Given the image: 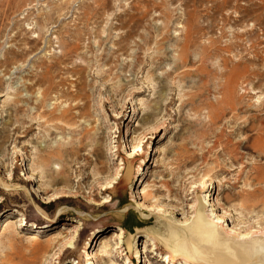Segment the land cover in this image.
I'll use <instances>...</instances> for the list:
<instances>
[{"label":"rangeland","instance_id":"1","mask_svg":"<svg viewBox=\"0 0 264 264\" xmlns=\"http://www.w3.org/2000/svg\"><path fill=\"white\" fill-rule=\"evenodd\" d=\"M147 1H4L0 264H92L96 255L101 264H185L166 243L196 222L200 198L208 223L217 224L208 216L211 198L221 207L212 215L228 212L230 227L263 230L264 212L250 209L264 206L260 1ZM141 13L146 17L135 25L132 17ZM185 44L189 58L180 63ZM204 49L210 51L199 64ZM229 72L231 84L223 77ZM134 143L141 149L125 159ZM114 146L116 153L97 162ZM63 166L60 185L42 194ZM204 177L211 184L202 186ZM161 184L151 188L150 205L162 212L138 209L139 194ZM18 219L25 226L7 237ZM115 235H122L121 247L103 260ZM220 239L189 263L264 264V253L254 259L242 240ZM191 241L204 243L194 230Z\"/></svg>","mask_w":264,"mask_h":264},{"label":"bare ground","instance_id":"2","mask_svg":"<svg viewBox=\"0 0 264 264\" xmlns=\"http://www.w3.org/2000/svg\"><path fill=\"white\" fill-rule=\"evenodd\" d=\"M5 1V0H4ZM4 1H2L1 5H2V9H0V17L4 16L6 11L9 9V6H5L4 4ZM9 1V0H8ZM152 0H148L147 3L151 2ZM228 1L229 0H223L224 4H228ZM260 3L257 4H254V6H256V10H261V13L262 14H259L260 16L262 15L263 16V13H264V0H259ZM11 2V1H10ZM235 2V1H234ZM7 5H8V2H7ZM146 5V4H145ZM20 6V5H19ZM242 7V6H241ZM100 10V9H99ZM241 11V10H240ZM98 12V11H97ZM134 16V15H133ZM146 17L145 13H141V14H138V16H134L132 17V19L136 18L134 23L135 25L138 23V22H141L144 18ZM190 19V18H189ZM130 34V33H129ZM188 35L185 36V39H187ZM210 51V49H204L202 55H201V58L199 59V64H203V62H205V56L208 55V52ZM189 58V51H188V46L187 44H185L184 46H181L180 48V53H179V62H184L186 59ZM136 62H139V58H136ZM47 69V67H46ZM51 69H53V66L51 68H49L48 70H45L46 73H48ZM234 72H229L228 74H224L223 77L225 78L226 80V83H232L233 82V77H234ZM197 81V80H196ZM2 86V83H0V88ZM231 89V88H230ZM226 92L227 93V97H229V95L231 94V90H227ZM80 94V93H79ZM79 98L81 97L80 95H77L76 98ZM231 97V96H230ZM82 98V97H81ZM229 99V98H228ZM137 110V109H136ZM135 110V111H136ZM138 111V110H137ZM119 113V116H123V113L121 112H118ZM137 131V129H134V130H131L132 133H135ZM152 132V131H151ZM86 135L83 136V138L85 137ZM81 138V139H83ZM81 143V140L80 142ZM74 146V145H73ZM79 146V144L76 146V148ZM131 148H133L132 151H129L127 150L126 153H125V156L124 158L125 159H130L132 157H134L136 155V153L141 149L140 146H138V144H133L131 146ZM71 149H72V146H71ZM77 150V149H76ZM75 149H72L71 152L73 151H76ZM110 150V149H109ZM104 151L102 153L101 156H96V159H97V162L101 159H104V158H107L108 154H114L116 153V150L117 148L114 146V148H112V150L110 151ZM60 151V150H59ZM63 153V156L64 157V154H67V151H63L61 150ZM77 153V152H76ZM58 155V153H57ZM59 156V155H58ZM57 157V156H56ZM110 157V156H109ZM151 160V156H150V159L149 161ZM61 161V159H60ZM173 168V167H172ZM106 169V167H105ZM52 170V169H51ZM106 171V170H105ZM122 172V164L121 166L118 168L117 170V173H121ZM173 171H170L168 175H171ZM150 172L147 173V175L149 174ZM9 176H7V178L5 177V180L6 181H12L13 178L11 177V173H8ZM44 174V173H43ZM46 174V173H45ZM54 173L52 172V174H47L48 176L47 177H50L51 175H53ZM61 174H65V166L62 167V169L60 170L59 172V175L60 177L59 178H56L54 180V184L52 186H49L50 188H46L45 190L41 191L42 194H47L50 190H54L56 187L55 186H59L60 184V180L61 179H64L61 177ZM129 174V173H127ZM58 175V176H59ZM57 176V177H58ZM118 176V175H117ZM44 177V176H43ZM56 177V176H55ZM118 178V177H117ZM27 181L31 182V180L27 179ZM62 182V181H61ZM52 183V182H51ZM110 184L107 186L106 183V187L107 189L109 188H112L113 186H111V183L112 181L109 182ZM114 184V181L113 183ZM211 184V180L206 177H204L201 185L202 186H206V185H209ZM166 187V185H160V186H156V185H150V186H147L146 189H144L142 191V193L139 194V197H141V201L137 202V208L138 209H144V210H153L154 208V205H150L151 204V201L155 200V196L153 195V188H157V189H160L161 187L163 188ZM55 187V188H54ZM201 187V186H200ZM199 187V188H200ZM54 188V189H53ZM152 188V189H151ZM50 189V190H49ZM207 196L205 195L204 197V200L206 201V198ZM217 200V198L215 199ZM3 201V198H0V204L2 203ZM154 202V201H153ZM152 202V203H153ZM198 202V205H197V208H196V211H197V218H196V222L193 223V225L191 227H186V230L185 229H181V230H178L177 232H173V235H171L169 238H170V242L166 243L168 248H172L173 251L171 250L170 251V254H171V257L175 260L176 257H175V254L174 253H177L179 255H182L183 256V260L186 261L185 264H188L190 262L189 258L188 257H196V256H199L201 258L204 259L205 257V254L203 252V250H206V251H209L214 249V247L216 246H221L223 244V242L221 241V234L222 235H226L227 237L233 239V240H236L237 242H240V240L243 241V243L246 245V247H242L244 250H246L247 253H251L253 258L256 259L257 254L259 255L260 253H264V232L261 233L262 231H264V228L263 230H254V229H249V230H239L238 226L239 225H233V223L235 224L234 220L232 219V222L231 224L233 225L232 227L229 226V223H228V219L226 218V216L228 215V212H224L223 211V214L220 216V213L219 215L216 213V215H212V211H214L216 208L218 210H221V207L220 205L217 203V201H212L211 198H209V201H206V203L208 204V208H213L211 209L210 211L208 210V216L210 217V219L214 220L217 224H219L220 226H218L217 224H215L214 222L211 221V223H208V218L205 217V209H206V204L204 203L203 199L200 198L199 200H197ZM217 204H216V203ZM154 204V203H153ZM156 206V205H155ZM260 206V205H259ZM244 207V206H243ZM242 205H239V207L237 209H243ZM259 210V211H262L264 212V206L261 207V208H258V207H255V206H251L250 209H256ZM155 210H158L159 212H162L160 211V209L158 207L154 208ZM236 209V210H237ZM232 211L230 212H234L236 211L235 209H232ZM216 212V211H215ZM221 212V211H220ZM264 215V213H263ZM212 216H214L212 218ZM261 216V215H260ZM230 217V215H229ZM263 218V217H262ZM230 219V218H229ZM230 219V220H231ZM190 219H187L185 221H178V224L181 225H187V223L189 222ZM236 221V220H235ZM227 222V225H225V223ZM15 225H13L11 227V230L10 231H7L8 233H6L8 236L7 237H14V232L15 230L18 228V227H22V226H25V224L22 222V219H18L17 221H15L14 223ZM16 224H19V225H16ZM230 224V225H231ZM237 224V223H236ZM47 228L48 227H51L50 224H47L46 225ZM237 226V227H236ZM184 227V226H183ZM226 229H224V228ZM260 229V228H259ZM192 230H194L201 238V240L204 242L202 245H199L198 242H193L191 241V238H192ZM228 233H227V232ZM102 233V231H98L97 234H95L93 237H92V240L90 241V245L88 246L89 248H91L92 244L94 242H96V245L98 243V241L101 240L102 236H100L98 238V235H100ZM123 234V233H122ZM182 234V235H181ZM233 234V235H232ZM150 235V234H149ZM237 235V236H235ZM16 236V235H15ZM122 235H120V237H118L117 240H115V238L117 237V235H115L114 238H111V244L109 243V245H107L103 251V256L101 257L103 260L104 259H107V257H109V255L112 253V249L115 248V247H118L120 246L121 247V237ZM238 236H244L243 238L242 237H238ZM11 239V238H10ZM40 238L38 237H34L33 240H39ZM115 240V241H114ZM154 243V242H153ZM203 247V249H201ZM200 248V249H199ZM146 251H147V247L144 248ZM87 255V254H86ZM121 257L122 254H119ZM144 255V258H145V254ZM185 255L187 257H185ZM263 263H264V254L260 255ZM57 259L60 261L61 260V257H57ZM140 259V257H139ZM165 260H167V257L165 258ZM104 262V261H103ZM145 262V260H144ZM92 264H101V260L99 259V257L96 255L95 257V260L93 261ZM132 264V263H131ZM173 264H176V263H173ZM190 264V263H189Z\"/></svg>","mask_w":264,"mask_h":264}]
</instances>
